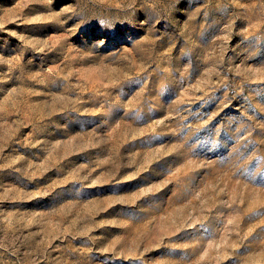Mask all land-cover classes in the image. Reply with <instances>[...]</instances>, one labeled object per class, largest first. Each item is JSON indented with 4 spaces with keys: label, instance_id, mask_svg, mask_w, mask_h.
I'll list each match as a JSON object with an SVG mask.
<instances>
[{
    "label": "rangeland",
    "instance_id": "1",
    "mask_svg": "<svg viewBox=\"0 0 264 264\" xmlns=\"http://www.w3.org/2000/svg\"><path fill=\"white\" fill-rule=\"evenodd\" d=\"M0 264H264V0H0Z\"/></svg>",
    "mask_w": 264,
    "mask_h": 264
}]
</instances>
